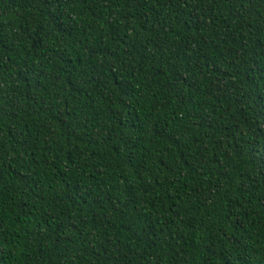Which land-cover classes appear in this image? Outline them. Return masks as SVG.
Returning a JSON list of instances; mask_svg holds the SVG:
<instances>
[{
    "label": "trees",
    "instance_id": "16d2710c",
    "mask_svg": "<svg viewBox=\"0 0 264 264\" xmlns=\"http://www.w3.org/2000/svg\"><path fill=\"white\" fill-rule=\"evenodd\" d=\"M0 264H264V0H0Z\"/></svg>",
    "mask_w": 264,
    "mask_h": 264
}]
</instances>
